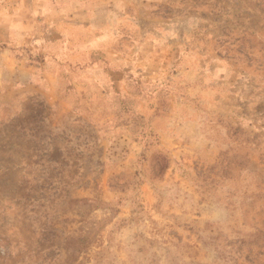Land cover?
Segmentation results:
<instances>
[{
  "label": "rangeland",
  "instance_id": "rangeland-1",
  "mask_svg": "<svg viewBox=\"0 0 264 264\" xmlns=\"http://www.w3.org/2000/svg\"><path fill=\"white\" fill-rule=\"evenodd\" d=\"M0 264H264V0H0Z\"/></svg>",
  "mask_w": 264,
  "mask_h": 264
}]
</instances>
